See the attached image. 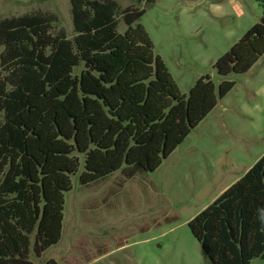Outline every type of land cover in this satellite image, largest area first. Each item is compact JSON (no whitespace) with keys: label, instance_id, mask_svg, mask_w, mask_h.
I'll return each mask as SVG.
<instances>
[{"label":"trees","instance_id":"1","mask_svg":"<svg viewBox=\"0 0 264 264\" xmlns=\"http://www.w3.org/2000/svg\"><path fill=\"white\" fill-rule=\"evenodd\" d=\"M71 13V39L50 13L0 21V264H35L59 244L73 176L89 187L155 172L235 87L207 75L182 95L135 27L146 9L71 0ZM263 55L264 10L214 67L245 74ZM189 228L212 264L264 260V156Z\"/></svg>","mask_w":264,"mask_h":264},{"label":"rangeland","instance_id":"2","mask_svg":"<svg viewBox=\"0 0 264 264\" xmlns=\"http://www.w3.org/2000/svg\"><path fill=\"white\" fill-rule=\"evenodd\" d=\"M114 1L121 10L146 9L135 27L146 30L182 95L207 75L216 88L222 81L235 87L155 172L128 177L121 170L89 187L73 176L62 239L31 261L212 264L189 223L264 153V55L245 74L222 78L214 65L260 23L264 0H153L149 7L147 0ZM37 12L56 15L54 33L74 37L71 0H0V21Z\"/></svg>","mask_w":264,"mask_h":264},{"label":"crops","instance_id":"3","mask_svg":"<svg viewBox=\"0 0 264 264\" xmlns=\"http://www.w3.org/2000/svg\"><path fill=\"white\" fill-rule=\"evenodd\" d=\"M263 156H264V153H263V154H262V155H261L256 161H258V160H259L260 158H262ZM255 164H256V163H255ZM255 164H254V165H255ZM254 165H253V166H254ZM253 166H250L249 169L247 170V172H248ZM247 172H246V173H247ZM246 173H245V174H246ZM245 174H244V175H245Z\"/></svg>","mask_w":264,"mask_h":264}]
</instances>
